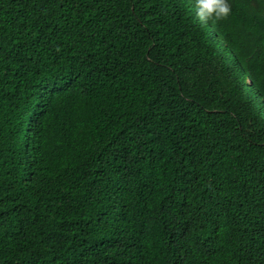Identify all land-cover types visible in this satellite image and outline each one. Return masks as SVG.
Instances as JSON below:
<instances>
[{"label": "trees", "instance_id": "trees-1", "mask_svg": "<svg viewBox=\"0 0 264 264\" xmlns=\"http://www.w3.org/2000/svg\"><path fill=\"white\" fill-rule=\"evenodd\" d=\"M0 0V264H264V0Z\"/></svg>", "mask_w": 264, "mask_h": 264}, {"label": "clouds", "instance_id": "clouds-1", "mask_svg": "<svg viewBox=\"0 0 264 264\" xmlns=\"http://www.w3.org/2000/svg\"><path fill=\"white\" fill-rule=\"evenodd\" d=\"M196 16L201 22H212L227 17L229 0H195Z\"/></svg>", "mask_w": 264, "mask_h": 264}]
</instances>
